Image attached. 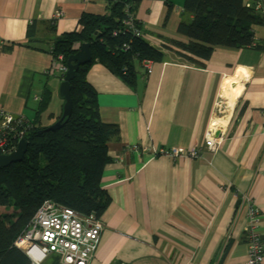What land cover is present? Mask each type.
I'll return each mask as SVG.
<instances>
[{
	"label": "crops",
	"instance_id": "0c3cea01",
	"mask_svg": "<svg viewBox=\"0 0 264 264\" xmlns=\"http://www.w3.org/2000/svg\"><path fill=\"white\" fill-rule=\"evenodd\" d=\"M108 1L0 0V108L32 122L48 90L39 122L52 125L63 101L61 80L51 83L45 75L52 62L51 36L77 30L82 14H105ZM183 2L142 0L133 10L142 39L164 54L151 64L150 74L136 62L133 86L100 65L86 75L100 121L118 128V138L107 145L110 162L101 176L110 203L100 216L104 228L88 264H245V210L234 193L246 194L257 207L264 245V22L253 28V48L216 46L207 61L196 65L166 47L168 40L186 41L176 32ZM258 3L264 6V0ZM58 10L63 16L55 20L52 34L49 25ZM238 68L246 76L228 110L219 100L221 87ZM218 106L227 114L221 143L209 153L203 137ZM134 144L197 146L202 157L135 155L129 150ZM7 208L0 207V219ZM41 264L60 262L49 255Z\"/></svg>",
	"mask_w": 264,
	"mask_h": 264
},
{
	"label": "trees",
	"instance_id": "16d2710c",
	"mask_svg": "<svg viewBox=\"0 0 264 264\" xmlns=\"http://www.w3.org/2000/svg\"><path fill=\"white\" fill-rule=\"evenodd\" d=\"M140 1L110 0L105 14H82L77 30L60 36L53 34L55 20L49 25L53 35L47 51L53 58L60 56L66 65L67 59L76 52L75 46L86 43L91 60L79 66L69 82L71 113L63 119L61 127L39 133L48 127L39 122L50 100V91L46 90L40 98L37 117L28 121L30 128L23 137L27 148L22 160L0 168V207L17 209L14 221L7 228L0 224V264H28L13 242L42 202L52 201L79 214H94L98 218L108 207L110 199L101 186V176L110 162L107 145L118 138V128L100 121L96 92L86 75L92 67L100 65L126 85L133 86L136 62L163 60L164 54L146 43L142 36L113 35L122 27L125 14L133 15ZM258 2L184 0V17L176 32L186 41L168 40L167 49L171 47L178 57L202 65L216 46L249 48L253 42V28L264 22V6L255 10ZM123 44L129 49L122 48Z\"/></svg>",
	"mask_w": 264,
	"mask_h": 264
},
{
	"label": "built area",
	"instance_id": "2783aa9c",
	"mask_svg": "<svg viewBox=\"0 0 264 264\" xmlns=\"http://www.w3.org/2000/svg\"><path fill=\"white\" fill-rule=\"evenodd\" d=\"M261 9L262 6L256 3L255 10ZM62 16L61 10L56 11L51 24ZM117 33H130L134 38L142 36L140 23L130 13L125 14L122 27L113 35ZM254 45L253 42L249 48H253ZM78 48L79 45L75 46L76 51ZM122 48L129 49V46L123 44ZM49 55L52 62L45 75L62 81L67 70L66 65L60 56L53 58L51 54ZM151 64L152 62L148 60L141 62L146 74H150ZM220 112L222 111L218 106L217 113L220 114ZM211 122L212 120L204 133L203 148L209 153H214L221 143L219 134L221 127L212 128ZM28 128L30 124L23 117L13 116L0 108V155H8L15 150L18 141L23 139ZM129 150L135 155L149 154L171 160H196L202 157V149L197 146L187 149L182 147L148 148L134 144L129 147ZM233 196L238 200V206L244 207L245 210L246 221L242 231L247 246L245 264H264V245L259 232V211L246 194L234 193ZM103 228L104 223L94 214L82 215L55 202L44 201L15 238L13 246L23 253L28 264H41L49 255L56 256L60 264H88L97 248Z\"/></svg>",
	"mask_w": 264,
	"mask_h": 264
},
{
	"label": "water",
	"instance_id": "95a60500",
	"mask_svg": "<svg viewBox=\"0 0 264 264\" xmlns=\"http://www.w3.org/2000/svg\"><path fill=\"white\" fill-rule=\"evenodd\" d=\"M91 60L90 50L88 44H81L78 50L67 59L66 61V73L63 76L62 81L58 87V96L63 101L62 105V112L60 118L55 121L52 125L48 126L45 130L40 131L42 132H49L55 131L61 127V122L63 119L70 116L71 113V101H70V85L69 82L74 77V72L77 70L79 66L88 64ZM27 143L24 139L18 141L15 150H13L8 155H0V168L7 167L13 163H19L23 155L26 151Z\"/></svg>",
	"mask_w": 264,
	"mask_h": 264
},
{
	"label": "bare ground",
	"instance_id": "6f19581e",
	"mask_svg": "<svg viewBox=\"0 0 264 264\" xmlns=\"http://www.w3.org/2000/svg\"><path fill=\"white\" fill-rule=\"evenodd\" d=\"M246 72L242 68H238L237 71L234 73L233 76L227 78L222 83L221 93L219 100L222 105L228 110L232 108L233 103L235 102L240 90L241 84L245 79ZM225 123L224 116L221 114L220 116L212 119L211 127L212 128H219L223 126Z\"/></svg>",
	"mask_w": 264,
	"mask_h": 264
},
{
	"label": "rangeland",
	"instance_id": "374dc122",
	"mask_svg": "<svg viewBox=\"0 0 264 264\" xmlns=\"http://www.w3.org/2000/svg\"><path fill=\"white\" fill-rule=\"evenodd\" d=\"M52 81H56L54 78H52V79H50V82L52 83ZM55 84H56V82H55ZM52 98V97H51ZM49 107H50V104H49ZM223 115V116H226V114H227V112H226V110L224 109V110H222V112L219 114V113H216V117H218V116H220V115ZM8 210L6 211V213L5 212H3V213H1L2 214V218L0 219V221H1V225H2V223L3 222H7V223H10V222H12V221H14V219H15V217H16V215H17V209L16 208H14V207H9V208H7ZM10 214V215H9Z\"/></svg>",
	"mask_w": 264,
	"mask_h": 264
}]
</instances>
